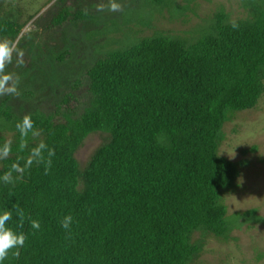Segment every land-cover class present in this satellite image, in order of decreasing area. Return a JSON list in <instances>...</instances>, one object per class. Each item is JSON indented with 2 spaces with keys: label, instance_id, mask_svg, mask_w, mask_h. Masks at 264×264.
Wrapping results in <instances>:
<instances>
[{
  "label": "trees",
  "instance_id": "trees-1",
  "mask_svg": "<svg viewBox=\"0 0 264 264\" xmlns=\"http://www.w3.org/2000/svg\"><path fill=\"white\" fill-rule=\"evenodd\" d=\"M58 1L51 26L99 23L96 12ZM241 1L247 16L231 19L219 8L188 36L127 31L119 39L111 36L121 30L113 23L94 32L104 41L82 73L73 71V92L57 100L42 96L49 104L24 114L10 96L0 101V130L13 132L0 175L18 158L23 164L40 141L54 151L49 157L46 149L15 184L0 182V207L11 208L10 223L22 224L18 230L26 235L19 256L10 250L4 264H191L209 235L229 240L235 229L263 220L257 208L228 214L222 200L245 163L218 154L224 125L264 94V0ZM150 6L154 15L168 9L173 17L187 8L177 0H140L125 10L123 25L150 26L154 16L137 20L133 14ZM21 29L16 15L0 17V39L15 42ZM60 52L59 64L73 58L74 49ZM29 76L18 74L26 99L36 94V78ZM25 114L38 134L30 133L21 150L15 124ZM93 132L107 140L81 168L75 154ZM67 215L72 222L65 230ZM32 219L39 230L31 228Z\"/></svg>",
  "mask_w": 264,
  "mask_h": 264
},
{
  "label": "rangeland",
  "instance_id": "rangeland-1",
  "mask_svg": "<svg viewBox=\"0 0 264 264\" xmlns=\"http://www.w3.org/2000/svg\"><path fill=\"white\" fill-rule=\"evenodd\" d=\"M177 1L180 5L187 6L184 15L173 17L168 9H162L154 15V8L151 6L143 8V13L141 7L133 13L139 14L134 18L137 20L145 16L154 18L150 26L138 27L136 24L123 25V19L125 10L136 9L140 0H119L122 7L116 13L107 10L108 0H67V4L78 3L80 7L96 12L99 23L67 21L58 27L51 26V20L62 6L61 2L58 4V0H0V17L16 15L22 24L15 43L24 53V64L17 65L14 54L13 63L6 67V71L18 76L20 71L26 70L31 76L30 79L36 78L32 82L33 90L36 91L35 97L26 99L17 92L15 95H8L11 97L10 104L19 114H24L39 105L49 104L50 100L42 96L49 95L57 100V95L60 98L66 91L73 92V89L68 87L75 77L72 75L73 71L79 73L84 63L95 56L94 47L99 49L104 41L101 40L104 36L94 38V32L103 31L106 27L108 30L113 23L121 30L111 36L119 39L128 33L127 31L139 37L151 35L156 30L188 36L192 30L212 18L219 8L228 11L231 19L248 15L241 0ZM100 5L105 6L104 11H98ZM19 38L22 39L18 42ZM109 38L111 39V37L107 39ZM63 49H74L73 58L67 57L69 61L59 64L54 58ZM45 81L48 84L47 89L43 91L40 88L41 83ZM76 93L80 94L78 91ZM6 96L7 94L0 95V101ZM224 134L218 154L235 162L245 161L239 166L240 172L234 186L222 194L228 214L257 208V213L263 220L235 229L229 240L209 235L201 254L191 264H264V94L254 108L232 114V118L224 125ZM1 137L5 138V141H10L13 132L0 130ZM106 140L107 134L103 132H93L85 138L75 154L81 168L85 167L96 148ZM253 146L256 147L255 150H252Z\"/></svg>",
  "mask_w": 264,
  "mask_h": 264
},
{
  "label": "clouds",
  "instance_id": "clouds-1",
  "mask_svg": "<svg viewBox=\"0 0 264 264\" xmlns=\"http://www.w3.org/2000/svg\"><path fill=\"white\" fill-rule=\"evenodd\" d=\"M121 7L122 5L119 0H108V11L116 13L121 10ZM104 10V5L98 7V11ZM232 27L236 28L238 25L233 22ZM14 54L16 64L23 65L24 53L17 48L16 43L8 39H0V95H15L18 92L19 77L6 71V67L13 63ZM15 127L21 137L19 147L23 150L27 147L24 141L29 134H38L34 130L32 116L30 114L23 115L17 120ZM46 149L48 156L51 157L54 154V151L48 149L47 145L43 141H40L36 146L31 148L28 156L23 158V164L20 163V158H18L16 162L12 163L10 168L3 173V175H0V182L5 184H15L18 180L22 179L27 168H30L34 162H40L44 159V151ZM11 152V141H6L3 144H0V161L6 160ZM50 162L51 161L49 160L48 163L50 164ZM14 173L16 174L15 176L13 175ZM16 215L21 220L23 219V214L21 212H17ZM11 221H13V211L11 208L7 206L0 207V264H4L10 250H14L12 252L13 255L19 256V250L25 245L26 235L23 231L18 230L22 227V224L13 226L10 223ZM71 222L72 217L67 215L61 222V227L68 230ZM30 226L32 229L39 230L41 224L38 220L32 219L30 220Z\"/></svg>",
  "mask_w": 264,
  "mask_h": 264
}]
</instances>
